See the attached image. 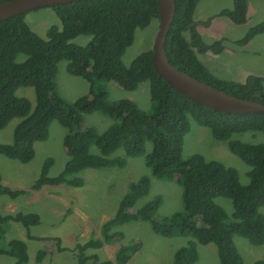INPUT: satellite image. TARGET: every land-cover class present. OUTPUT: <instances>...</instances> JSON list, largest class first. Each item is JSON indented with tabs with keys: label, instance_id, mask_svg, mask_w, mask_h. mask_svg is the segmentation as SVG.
Returning a JSON list of instances; mask_svg holds the SVG:
<instances>
[{
	"label": "trees",
	"instance_id": "16d2710c",
	"mask_svg": "<svg viewBox=\"0 0 264 264\" xmlns=\"http://www.w3.org/2000/svg\"><path fill=\"white\" fill-rule=\"evenodd\" d=\"M5 1L9 0H0ZM173 1L174 13L163 44L168 63L226 95L264 105V77L249 75L242 83L222 80L212 76L199 62L197 53L217 55L223 50L221 42L204 44L194 28H189L199 0ZM249 1L252 0H232V7L220 10L215 17L235 26L243 25ZM50 9L59 21V28L49 27L46 40L28 28L24 14L0 20V130L12 119H19L10 143L0 144V156L19 164L29 163L34 156V144L47 140L49 125L56 121L65 130L62 147L67 159L55 177L47 175L51 160L46 159L30 190L57 185L80 187L82 180L75 176L78 172L122 168L125 158L140 156L153 178L174 181L181 189V210L157 220L154 218L160 202L157 197L136 212H127L148 190L146 177L130 184L118 211L100 226L101 241L76 244V263L85 264L91 259L94 264H127L138 251L139 245L132 241L120 245L111 261L99 262L95 254L84 253L89 248L98 249L102 244L121 240L122 233L113 229L140 220L162 238H188L174 252L172 264H193L197 246L207 244L215 247L216 264H242L233 236L247 240L252 246L264 242V216L260 212L264 210V139L253 144L233 140L232 136L250 132L264 137V114H224L184 98L154 72L151 48L138 54L128 66L122 64L121 58L132 44L135 30H143L152 20H158L155 0H82ZM261 34L264 20L249 27L234 44L244 47ZM77 37L89 40L82 47L70 43ZM19 55L24 57L21 62H17ZM61 61H65L69 76L88 85V94L71 103L64 102L56 91L57 64ZM100 82H111L128 92L148 82L149 110L140 111L129 100L108 101L102 90L96 91ZM19 88L33 90L32 108L27 99L16 97ZM93 112L112 120L100 134L81 125V115ZM190 121L207 129L215 141L225 142L227 151L248 167L246 185L239 183L237 172L231 167L205 161L197 154L181 157L182 140ZM91 146L97 150L96 155L89 154ZM117 148L122 149L123 158H109ZM21 194L23 191L0 184L2 196L15 199ZM217 198L229 201L230 217L215 204ZM8 222L19 223L28 232L39 224V217L0 216V256L13 258V264H26V245L17 239L4 240ZM56 246L59 253L67 251L58 247V241ZM42 258L38 253L34 264H40ZM252 264H264V252Z\"/></svg>",
	"mask_w": 264,
	"mask_h": 264
},
{
	"label": "rangeland",
	"instance_id": "374dc122",
	"mask_svg": "<svg viewBox=\"0 0 264 264\" xmlns=\"http://www.w3.org/2000/svg\"><path fill=\"white\" fill-rule=\"evenodd\" d=\"M231 7L232 0L199 1L193 12L194 19L208 23L204 35H209L212 39L220 36L216 40L204 36V44L220 41L223 50L219 55L209 52L197 53V58L199 62L204 63L205 66L202 65L212 76L222 80L242 83L249 75L264 77V34L252 38L244 47L240 48L234 44L249 27L264 20V0L248 2L246 23L239 26L223 18H215L220 10ZM23 20L28 28L43 40H46V31L49 27L59 28V21L50 8L30 11L24 14ZM192 27L196 31L195 26ZM156 31V20H152L143 30H135L133 42L121 58L124 66H128L138 54L151 48ZM185 36L189 39L188 33ZM88 40V37H77L70 43L82 47ZM233 51H236L235 55ZM23 59L24 57L19 55L17 62ZM65 65V61L57 64L56 91L64 102L71 103L88 94V85L79 78L69 76L65 71ZM262 86L264 91V82ZM95 88L96 91L102 90L110 102L129 100L140 111L149 110L148 82L139 84L132 92L124 91L111 82H100ZM15 95L27 99L30 107H33L34 93L31 88H19ZM80 118L82 126L93 128L97 134L105 131L112 123V120L96 112L82 114ZM18 122L19 119H12L0 130V144L10 143L13 129ZM64 133L65 130L56 121L51 122L47 140L34 144V156L27 164H19L0 156V184L10 190L24 193L15 199L0 195V216L36 214L39 217V224L30 227L28 232L19 223L8 222L3 234L5 241L17 239L26 245L28 258L26 264H34L38 253L43 256L40 264H77L76 244L101 241L100 226L118 211L130 184L137 183L142 177L147 178V193L127 212H136L156 197L160 202L154 211L155 219L160 220L181 210L180 187L174 181L153 178L141 156L125 158L122 168L84 169L78 172L75 176L82 180L80 187L57 185L42 186L38 191L30 190V185L37 179L41 165L46 159L51 160L47 172L49 177H55L62 171L67 159L62 147ZM232 139L256 144L262 142L264 137L260 133L248 132L234 135ZM88 152L91 155L98 153L92 146ZM194 154L200 155L205 161L219 162L235 169L239 183L247 184L248 167L227 151L225 142L215 141L207 129L190 121L189 130L182 140L181 157L187 158ZM109 158H123L122 149L117 148ZM214 202L228 217L231 216L228 200L217 198ZM260 212L264 216V210L261 209ZM113 231L121 232L123 238L110 245L102 244L98 249L89 248L84 254L86 256L95 254L99 262L111 261L120 245L132 241L139 245L138 251L127 264H172L174 252L188 240L187 237L162 238L151 231L147 222L140 220H131ZM232 240L241 256L242 264H252L262 257L264 242L260 246H252L238 236H233ZM56 241L59 242V248H66L67 251L57 252ZM217 260L212 244L197 246V258L193 264H216ZM13 263V258L0 256V264ZM85 264L94 263L88 259Z\"/></svg>",
	"mask_w": 264,
	"mask_h": 264
},
{
	"label": "water",
	"instance_id": "95a60500",
	"mask_svg": "<svg viewBox=\"0 0 264 264\" xmlns=\"http://www.w3.org/2000/svg\"><path fill=\"white\" fill-rule=\"evenodd\" d=\"M82 0H9L0 2V20L30 11L65 5ZM158 8L157 31L151 45L150 63L154 72L175 92L197 105L215 112L232 115L264 114V105L226 95L200 83L171 66L164 54L163 44L174 13L173 0H155ZM193 23L189 25L192 27Z\"/></svg>",
	"mask_w": 264,
	"mask_h": 264
},
{
	"label": "crops",
	"instance_id": "0c3cea01",
	"mask_svg": "<svg viewBox=\"0 0 264 264\" xmlns=\"http://www.w3.org/2000/svg\"><path fill=\"white\" fill-rule=\"evenodd\" d=\"M200 1V0H199ZM199 3V2H198ZM209 17V16H208ZM215 18H217V17H215ZM224 19V18H223ZM226 20V19H225ZM192 23H193V25L195 26V29H196V32L198 33V35L200 36V38L202 39V41H203V43L205 42V40H204V36L205 37H209V38H211V36H209V35H204V32H205V29L208 27V23L207 24H205V23H202V21H199V20H195L194 19V15L192 16ZM220 23H223V22H221L220 21ZM192 25V26H193ZM216 35H218V34H216ZM220 36L218 35L216 38H214V39H212L211 38V40H216V39H218ZM206 44V43H205ZM235 52L236 51H233V53H234V55H235ZM222 53V51L219 53V54H221ZM219 54H217V55H219ZM217 57V56H216ZM201 62V61H200ZM202 64L204 65V63L202 62ZM205 66V65H204ZM206 68V67H205ZM207 69V68H206ZM208 70V69H207ZM209 71V70H208Z\"/></svg>",
	"mask_w": 264,
	"mask_h": 264
}]
</instances>
